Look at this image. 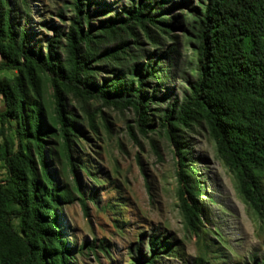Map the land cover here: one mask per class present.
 <instances>
[{"label":"rangeland","instance_id":"1","mask_svg":"<svg viewBox=\"0 0 264 264\" xmlns=\"http://www.w3.org/2000/svg\"><path fill=\"white\" fill-rule=\"evenodd\" d=\"M87 1L92 4L91 24L100 27L109 18L124 16L134 0ZM10 2L13 17L22 29L28 30L30 47L40 49L43 55L56 32H67L75 16L73 9L66 8L73 0H28L29 10L22 0ZM157 2L163 7L153 16L167 20L172 26L170 35L151 26L153 40L140 28L137 45L136 39H127L131 55L137 56L135 66L140 69L150 60L158 62L162 77L145 85L148 97L156 92L146 110L148 126L144 127L141 121L145 109L138 113L133 107L106 103L67 85L62 87L65 110L75 116L81 132L72 148L75 168L53 155L54 146L58 148L63 143L60 138H44L45 153L51 163L49 173L61 189L67 187L74 197L73 204L64 203L60 197L55 211L62 239L73 251V260L68 264H134L135 258L148 257L152 237L175 245L156 264H193L197 259L206 264H251L264 255V210L258 212L241 193L234 172L219 155L207 126L199 123L181 127L173 134L180 135L187 146L186 163L195 171L191 181L199 182L201 187L195 204L199 224L193 230L180 208L179 190L185 187L179 176L181 148L161 126L163 112L174 102H182L196 75V15L206 11L209 0ZM119 44L116 40L104 49ZM11 67L9 60L0 55V148L8 153L7 160L0 158L1 185L12 173L8 160L21 153H30L37 173L42 171L33 146L19 136L17 122L8 114L5 91L13 90L20 76ZM113 68L107 63L99 64L94 68L92 83L101 87L112 81ZM42 92L47 102H53L55 91L48 79ZM50 107L54 112V107ZM77 187L79 191L75 190ZM261 191L264 204V178ZM14 226L21 231L20 220H14Z\"/></svg>","mask_w":264,"mask_h":264},{"label":"trees","instance_id":"2","mask_svg":"<svg viewBox=\"0 0 264 264\" xmlns=\"http://www.w3.org/2000/svg\"><path fill=\"white\" fill-rule=\"evenodd\" d=\"M86 1L73 0L66 5L75 14L71 27L67 32L57 31L43 55L40 49L30 47L28 30L13 17L10 0H0V55L20 74L13 90L5 91L8 114L16 120L17 133L33 146L42 165L39 174L30 153L8 160L12 173L5 185L0 184V264H68L73 260V251L57 227L55 211L60 197L67 204H73L74 197L49 173L51 163L44 140L60 138L63 143L54 146L53 155L75 168L72 148L81 132L75 116L65 110L63 86L69 85L88 97H100L106 103L133 107L138 113L143 108L141 121L148 126L146 110L156 92L148 97L145 85L162 77L158 62L150 60L140 69L135 66L137 56L131 55L128 40H137V28L153 40L151 26L170 35L172 26L167 20L153 16L163 5L157 0H134L124 16L94 27L89 12L92 4L87 1L86 5ZM21 3L29 10L28 0ZM195 24L199 41L196 75L182 102H174L163 112L161 125L181 148L179 176L185 187L179 190L180 208L193 230L199 224L195 204L201 187L191 181L195 171L186 163L187 146L180 135L173 134L181 127L204 123L222 160L234 172L241 193L258 212L264 210V0H209L206 11L196 15ZM116 40L119 45L104 49ZM135 42L137 45L138 40ZM102 63L113 65L114 78L98 87L91 80L96 74L94 68ZM116 67L122 70L115 71ZM46 79L55 91L53 102H47L42 92ZM0 158H8L1 148ZM75 190L79 191L78 187ZM81 202L86 211L85 201ZM16 219L22 225L20 232L14 226ZM174 246L152 237L148 257L135 258L134 264H156ZM193 264L206 263L197 259ZM251 264H264V255Z\"/></svg>","mask_w":264,"mask_h":264}]
</instances>
